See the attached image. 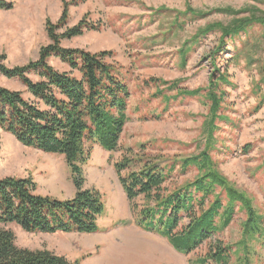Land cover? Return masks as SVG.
Wrapping results in <instances>:
<instances>
[{
	"label": "rangeland",
	"instance_id": "obj_1",
	"mask_svg": "<svg viewBox=\"0 0 264 264\" xmlns=\"http://www.w3.org/2000/svg\"><path fill=\"white\" fill-rule=\"evenodd\" d=\"M7 1L13 3V8L0 10V56L4 55V64L13 68L38 59L41 48L50 43L46 23H58L64 4L63 0ZM64 1L69 3L68 20L59 34L82 20L94 28L80 37L63 40L62 47L112 53L107 62L121 71L130 90L129 121L117 151L92 146L91 158L84 168L83 189L100 192L105 203L98 233H29L15 224L7 229L14 233L17 247L48 250L71 264H197L206 255L210 241L185 255L167 239L145 230L139 222L144 199L127 198L117 164L127 157L135 159L132 169L121 174L123 177L147 161L168 168L201 154L215 141L210 155L218 170L249 197L264 217V27L253 26L222 50L219 33L200 38L192 44L183 63L185 43L200 29L215 22L228 24L233 17L213 13L194 19L178 15L188 5L203 11L248 6L264 11V0ZM216 51L220 52L215 55ZM50 65L59 72H70L68 65L56 57L50 59ZM215 65L222 73H229L230 84L220 87L225 95L219 115L226 120H219L217 129L210 133L211 106L205 95ZM0 84L30 98L17 80L0 76ZM178 89L202 92L190 97L179 95ZM170 97L166 103L165 98ZM179 166L169 176L167 189L192 181L198 174L195 167L184 173ZM6 177L31 178L36 194L60 201L71 200L77 194L64 156L26 147L0 128V178ZM245 220L246 214L238 211L231 225L213 241L235 251ZM252 251L253 264H264V246L254 245Z\"/></svg>",
	"mask_w": 264,
	"mask_h": 264
},
{
	"label": "trees",
	"instance_id": "obj_2",
	"mask_svg": "<svg viewBox=\"0 0 264 264\" xmlns=\"http://www.w3.org/2000/svg\"><path fill=\"white\" fill-rule=\"evenodd\" d=\"M63 4L64 11L58 23L50 20L46 23L50 43L41 48L37 60L10 68L4 64L6 57L0 56V76L19 81L30 95L26 99L22 91L0 84V128L26 147L64 156L77 194L71 200L60 201L36 194V184L31 178H0V264H71L65 257L48 250L17 247L15 235L7 227L15 224L29 233H98V221L105 213V203L100 192L83 189L84 168L91 158L92 146L99 145L108 152L117 151L129 121L127 111L131 94L121 71L107 62L112 53L62 47L63 40L80 37L94 28L82 20L59 34L68 20L69 3L63 0ZM12 8L13 3L0 0V10ZM213 13L233 19L228 24L215 22L200 29L185 43L183 63L192 44L198 43L200 38L219 33V49L222 50L253 26L264 27V11L249 6L239 10L224 7L203 11L188 5L178 15L196 19ZM52 57L68 65L70 72H59L52 67ZM213 70L205 95L211 106L210 133L217 129L219 120H226L219 115L225 95L220 87L230 84L228 72L222 73L216 65ZM31 76L38 80L33 81ZM261 78L264 89V64ZM178 90L179 95L190 97L202 92ZM261 98L264 101V94ZM170 100L171 97L165 98L166 103ZM213 146L215 141L201 154L168 168L147 161L125 177L121 174L132 169L135 159L124 158L117 164L120 182L129 200L143 197L144 205L139 213L143 228L167 239L177 252L187 255L210 241L206 255L197 264H232L233 260L235 264H253L254 245L264 246V217L258 214L249 197L218 170L210 155ZM177 165L184 173L195 167L198 174L192 181L167 189L165 184ZM238 211L246 214V220L241 240L232 251L233 247L213 239L231 225Z\"/></svg>",
	"mask_w": 264,
	"mask_h": 264
}]
</instances>
